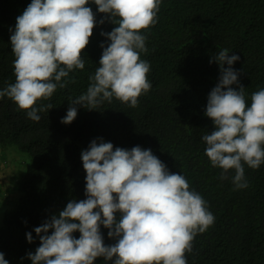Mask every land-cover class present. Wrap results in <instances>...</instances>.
<instances>
[{
	"label": "trees",
	"instance_id": "trees-1",
	"mask_svg": "<svg viewBox=\"0 0 264 264\" xmlns=\"http://www.w3.org/2000/svg\"><path fill=\"white\" fill-rule=\"evenodd\" d=\"M30 3L0 0V89L15 83L11 30ZM89 6L104 23L94 26L81 52L84 69L70 72L65 88L37 101L38 107L53 108L39 112L41 119L34 121L9 97L0 100V146L15 145L30 156L24 173L6 182L18 196L3 215L0 252L9 264H31L26 254L40 245L34 228L70 200L86 198L81 151L100 137L114 147L150 148L208 202L215 223L194 238L192 251L186 253L188 264H264V164L258 169L245 164L248 187L237 189L234 170L222 178L223 170L211 164L201 139L214 130L205 114L208 94L220 77L218 63L209 62L212 56L223 49L240 56L233 68L249 102L252 93L264 88V0H163L158 23L141 30L147 52L140 55L151 64L147 75L152 88L135 107L116 98L95 110L78 106L77 117L65 124L61 118L72 100L86 92L89 76L99 66L101 44L107 46L101 32L117 26L97 12V5ZM101 231L105 244L115 242L108 229L102 226ZM27 232L35 238L31 243ZM94 264L111 262L98 257Z\"/></svg>",
	"mask_w": 264,
	"mask_h": 264
},
{
	"label": "clouds",
	"instance_id": "clouds-1",
	"mask_svg": "<svg viewBox=\"0 0 264 264\" xmlns=\"http://www.w3.org/2000/svg\"><path fill=\"white\" fill-rule=\"evenodd\" d=\"M162 2L31 0L11 30L16 79L0 89V100L9 97L34 121L41 119L39 112L53 108L38 107L37 101L65 88L70 72L84 69L81 52L94 26L104 23V18L96 20L89 6L94 3L117 26L101 32L107 46L101 44L99 66L61 122L71 123L78 106L95 110L113 98L137 106L138 98L152 88L147 75L151 64L140 55L147 52L141 30L158 23ZM229 52L223 49L209 61L218 63L220 77L205 110L214 130L201 139L211 164L223 170L222 178L234 170L233 183L241 189L248 187L245 164L253 169L264 164V88L252 93L249 102L233 68L240 56ZM81 160L86 198L70 200L34 228L40 245L26 254L31 264H94L98 257L111 264H188L186 253L192 251L194 238L215 223V216L182 173L171 172L150 148L114 147L100 137L81 151ZM102 226L113 244H105ZM77 231L78 238L73 235ZM26 239H35L32 232ZM0 264H9L3 252Z\"/></svg>",
	"mask_w": 264,
	"mask_h": 264
},
{
	"label": "rangeland",
	"instance_id": "rangeland-1",
	"mask_svg": "<svg viewBox=\"0 0 264 264\" xmlns=\"http://www.w3.org/2000/svg\"><path fill=\"white\" fill-rule=\"evenodd\" d=\"M29 160V154L19 150L15 145H8L5 147L0 146V166L6 167L14 164L16 166L15 173L17 172V175L19 176L22 175L26 170ZM3 174L4 173H2L0 177H3ZM6 182L3 181L0 183V202L3 203L0 205V225L3 220L4 212L14 205L17 198L16 197L13 200L8 198L7 201L5 200V196L7 195L8 197L9 194V187L5 186L7 184Z\"/></svg>",
	"mask_w": 264,
	"mask_h": 264
},
{
	"label": "crops",
	"instance_id": "crops-1",
	"mask_svg": "<svg viewBox=\"0 0 264 264\" xmlns=\"http://www.w3.org/2000/svg\"><path fill=\"white\" fill-rule=\"evenodd\" d=\"M15 169H16V166L14 164H12L11 166H6V167H1L0 166V175L2 173H4L3 177H0V183L3 182V181H5V182L7 181L8 182L10 177H12L13 175H17V172L15 173ZM5 186H7V184ZM17 196H18L17 193L9 192L8 197H7V195L5 196L6 197L5 200L7 201L8 198L13 200ZM8 201H10V200H8ZM1 203L2 202H0V205H1Z\"/></svg>",
	"mask_w": 264,
	"mask_h": 264
}]
</instances>
